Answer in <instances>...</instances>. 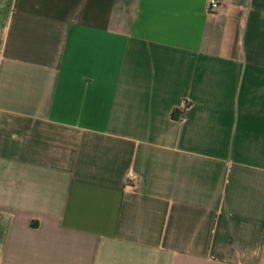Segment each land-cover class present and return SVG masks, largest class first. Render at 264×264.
Masks as SVG:
<instances>
[{
  "label": "crops",
  "instance_id": "obj_1",
  "mask_svg": "<svg viewBox=\"0 0 264 264\" xmlns=\"http://www.w3.org/2000/svg\"><path fill=\"white\" fill-rule=\"evenodd\" d=\"M220 2L0 0V264H264V0Z\"/></svg>",
  "mask_w": 264,
  "mask_h": 264
},
{
  "label": "built area",
  "instance_id": "obj_2",
  "mask_svg": "<svg viewBox=\"0 0 264 264\" xmlns=\"http://www.w3.org/2000/svg\"><path fill=\"white\" fill-rule=\"evenodd\" d=\"M220 0H209L208 7L210 10H215L220 5ZM184 115V112L182 113V116ZM135 173L132 171L129 174V180L130 182H133L135 178Z\"/></svg>",
  "mask_w": 264,
  "mask_h": 264
},
{
  "label": "trees",
  "instance_id": "obj_3",
  "mask_svg": "<svg viewBox=\"0 0 264 264\" xmlns=\"http://www.w3.org/2000/svg\"><path fill=\"white\" fill-rule=\"evenodd\" d=\"M182 116V115H181Z\"/></svg>",
  "mask_w": 264,
  "mask_h": 264
}]
</instances>
